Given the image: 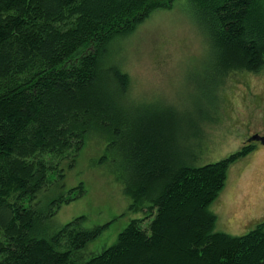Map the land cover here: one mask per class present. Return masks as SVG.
Returning a JSON list of instances; mask_svg holds the SVG:
<instances>
[{
	"label": "trees",
	"instance_id": "1",
	"mask_svg": "<svg viewBox=\"0 0 264 264\" xmlns=\"http://www.w3.org/2000/svg\"><path fill=\"white\" fill-rule=\"evenodd\" d=\"M175 2L0 0V264H264V223L232 236L217 231L211 210L230 165L252 147L196 166L173 136L169 114L145 119L124 149L135 202L151 200L147 219L132 220L114 245L84 261L80 254L105 227L82 228L83 218L48 227L73 199L50 192L63 188V164L73 166L91 129L123 139L111 91L125 95L130 81L108 64L111 53ZM189 3L218 70H264L259 0Z\"/></svg>",
	"mask_w": 264,
	"mask_h": 264
},
{
	"label": "rangeland",
	"instance_id": "2",
	"mask_svg": "<svg viewBox=\"0 0 264 264\" xmlns=\"http://www.w3.org/2000/svg\"><path fill=\"white\" fill-rule=\"evenodd\" d=\"M259 1L264 12V0ZM190 9L189 0H176L119 41L108 64H116L130 81L125 95L111 91L124 119L123 139L94 126L73 166L71 160L63 164V188L50 192L51 197L73 199L61 204L49 228L56 231L77 218H83L80 227L85 229L105 227L80 254L81 261L114 245L132 220L149 216L150 198L134 200L124 149L129 135L150 117L172 115L173 136L196 166L252 147L230 165L225 188L211 210L218 217L217 231L232 236L264 221V145L248 141L254 135L264 137V70H218L211 41Z\"/></svg>",
	"mask_w": 264,
	"mask_h": 264
},
{
	"label": "water",
	"instance_id": "3",
	"mask_svg": "<svg viewBox=\"0 0 264 264\" xmlns=\"http://www.w3.org/2000/svg\"><path fill=\"white\" fill-rule=\"evenodd\" d=\"M249 142H252V141H257V142H260L264 145V137L260 136V135H254L253 137H251L249 140Z\"/></svg>",
	"mask_w": 264,
	"mask_h": 264
},
{
	"label": "flooded vegetation",
	"instance_id": "4",
	"mask_svg": "<svg viewBox=\"0 0 264 264\" xmlns=\"http://www.w3.org/2000/svg\"><path fill=\"white\" fill-rule=\"evenodd\" d=\"M246 147H247V145H246ZM264 223V221H262L261 223H258V224H263ZM257 225V224H256Z\"/></svg>",
	"mask_w": 264,
	"mask_h": 264
}]
</instances>
